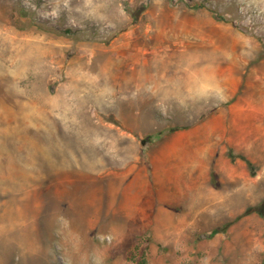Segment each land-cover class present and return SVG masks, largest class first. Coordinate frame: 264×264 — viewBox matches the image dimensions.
<instances>
[{
    "label": "rangeland",
    "instance_id": "1",
    "mask_svg": "<svg viewBox=\"0 0 264 264\" xmlns=\"http://www.w3.org/2000/svg\"><path fill=\"white\" fill-rule=\"evenodd\" d=\"M0 264H264V0H0Z\"/></svg>",
    "mask_w": 264,
    "mask_h": 264
}]
</instances>
